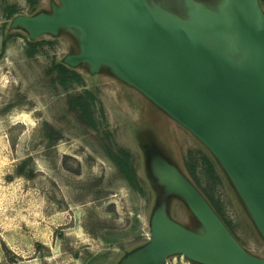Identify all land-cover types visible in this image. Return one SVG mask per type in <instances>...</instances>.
I'll return each mask as SVG.
<instances>
[{
	"label": "rangeland",
	"instance_id": "374dc122",
	"mask_svg": "<svg viewBox=\"0 0 264 264\" xmlns=\"http://www.w3.org/2000/svg\"><path fill=\"white\" fill-rule=\"evenodd\" d=\"M149 1L185 15L183 0ZM258 3L264 16V0ZM52 5L59 0H0V264H123L149 242L158 207L199 232L184 202L157 183L156 154L195 187L245 252L264 260L261 235L203 143L108 68L67 64L79 53L73 30L30 38L11 28L17 16L51 14ZM192 263L200 264L175 254L163 264Z\"/></svg>",
	"mask_w": 264,
	"mask_h": 264
},
{
	"label": "water",
	"instance_id": "95a60500",
	"mask_svg": "<svg viewBox=\"0 0 264 264\" xmlns=\"http://www.w3.org/2000/svg\"><path fill=\"white\" fill-rule=\"evenodd\" d=\"M192 1L194 15L185 0L184 17L174 13L189 14L193 23L185 25L153 12L149 0H59L51 14L17 16L11 28L23 27L30 38L73 30L79 53L65 62L87 63L91 73L108 68L191 132L218 160L264 241V16L258 0H222L225 20L217 15L221 0ZM150 167L201 230L176 224L158 207L149 242L123 264H163L175 254L200 264H264L241 248L172 163L156 154Z\"/></svg>",
	"mask_w": 264,
	"mask_h": 264
},
{
	"label": "bare ground",
	"instance_id": "6f19581e",
	"mask_svg": "<svg viewBox=\"0 0 264 264\" xmlns=\"http://www.w3.org/2000/svg\"><path fill=\"white\" fill-rule=\"evenodd\" d=\"M186 2V3H185ZM184 2V6L187 7V9L189 10L190 13H192V15H194V6L196 5L192 0H185ZM219 4V3H218ZM217 4V5H218ZM217 7V6H216ZM151 9L153 10V12H158L161 11V13H163L164 15H170L172 16L174 19H176L178 22L182 23V24H187V23H193L192 22V18H190L189 14H188V18L187 19H181L179 18L178 16H176L174 13H172L171 11H169L168 9H162L160 8L159 6H157L156 4H154L153 7H151ZM200 9V8H199ZM208 11H212L211 9H208L206 8ZM198 13H199V10H196ZM217 15L219 16V18H221L222 20H225L226 19V8L221 0V3L219 4L218 6V13ZM198 31H201V29H198ZM203 32V31H202ZM204 33V32H203ZM204 36L207 37V34L204 33ZM81 72V71H80ZM83 73V72H82ZM85 81V80H84ZM105 85V84H104ZM103 85V86H104ZM94 88V87H93ZM104 89V88H103ZM93 91V90H92ZM107 92V91H106ZM110 93V92H109ZM107 94V93H106ZM109 95V94H108ZM112 95V94H111ZM112 97V96H111ZM112 100V99H110ZM118 105V104H117ZM122 111V110H121ZM122 115V114H121ZM122 117V116H121ZM121 135V134H120ZM123 136V135H122ZM128 138V137H127ZM126 142V141H125ZM123 143V142H122ZM126 144V143H125ZM132 145V144H131ZM129 146V145H128ZM131 149V148H130ZM125 150V149H124ZM127 150V149H126ZM133 150H136V149H133ZM134 153V152H133ZM138 153V152H137ZM136 153V154H137ZM140 163V162H139ZM140 167V166H139ZM142 168V167H141ZM142 174V172H141ZM144 176V175H143ZM142 176V177H143ZM144 180V178H143ZM146 181V180H145ZM147 184V183H146Z\"/></svg>",
	"mask_w": 264,
	"mask_h": 264
},
{
	"label": "trees",
	"instance_id": "16d2710c",
	"mask_svg": "<svg viewBox=\"0 0 264 264\" xmlns=\"http://www.w3.org/2000/svg\"><path fill=\"white\" fill-rule=\"evenodd\" d=\"M13 13H14V12L12 11L11 15H12ZM59 71H60L59 74H62V75L65 74L63 70H59ZM74 77L77 78V79H79L77 76H74ZM82 112L84 113V112H85V109H83ZM127 161H128V159H127V154H124V156H123V160H122V161H119L120 166H121L120 169L122 170V172L125 170V168H126V166H127ZM127 177H128V179H130L132 182H134V178H133V175H132V174L128 173V174H127ZM192 264H194V263H192Z\"/></svg>",
	"mask_w": 264,
	"mask_h": 264
}]
</instances>
